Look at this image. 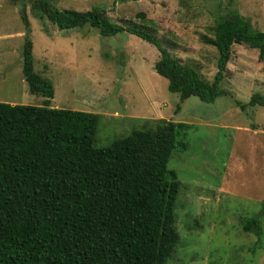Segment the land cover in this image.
<instances>
[{"label": "rangeland", "instance_id": "374dc122", "mask_svg": "<svg viewBox=\"0 0 264 264\" xmlns=\"http://www.w3.org/2000/svg\"><path fill=\"white\" fill-rule=\"evenodd\" d=\"M29 21L34 70L48 78L50 106L99 114L94 145L102 147L160 119L187 123L167 168L177 173L174 204L179 242L167 264H264V107L248 105L264 96V60L258 49L234 43L224 94L213 102L197 96L180 101L154 69L159 50L121 31L102 36L95 27L60 29L22 0ZM58 8L101 7L110 20L154 35L181 63L212 81L217 50L202 38L229 9L264 29V0H50ZM21 0H0V101L42 105L22 73L25 25ZM143 14V16H141ZM240 104H244L242 107ZM258 216L260 235L243 229Z\"/></svg>", "mask_w": 264, "mask_h": 264}, {"label": "trees", "instance_id": "16d2710c", "mask_svg": "<svg viewBox=\"0 0 264 264\" xmlns=\"http://www.w3.org/2000/svg\"><path fill=\"white\" fill-rule=\"evenodd\" d=\"M30 1L60 29L90 25L102 36L126 31L153 44L160 53L154 69L180 101L194 95L213 102L224 94L220 83L234 43L258 49L264 60V29L236 9L202 38L218 53L207 81L150 32L113 22L99 6L61 9L50 0ZM19 8L26 32L22 73L29 92L45 100L0 101V264H167L180 238L174 204L181 185L167 162L175 148L187 147L179 133L189 124L160 119L95 146L98 113L50 106L54 88L34 70L22 0ZM247 104L264 107V96L255 92ZM259 220L246 219L243 229L259 236Z\"/></svg>", "mask_w": 264, "mask_h": 264}]
</instances>
